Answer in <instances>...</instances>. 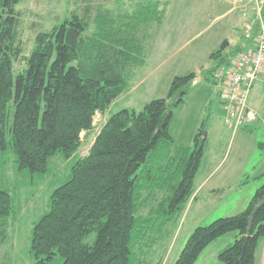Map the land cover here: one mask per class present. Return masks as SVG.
Listing matches in <instances>:
<instances>
[{"label":"trees","instance_id":"1","mask_svg":"<svg viewBox=\"0 0 264 264\" xmlns=\"http://www.w3.org/2000/svg\"><path fill=\"white\" fill-rule=\"evenodd\" d=\"M23 1L0 0V155L10 149L19 171L45 174L52 156L72 158L79 151L82 133L93 130L96 115L107 113L129 88L135 70L146 63L143 30L164 23L172 0H138L124 14L100 6L95 15L90 0H83L90 3L84 14L73 12L39 33L25 58L27 68L14 75V60L22 53L17 7ZM227 46L225 41L211 54L214 66L204 77L176 76L166 98L151 101L142 112L127 109L107 119L34 228L37 264H49L57 255L63 264H133L132 247L143 245L157 224L184 212L195 193L207 137L204 123L193 146L175 147L174 110L198 79L218 83L216 72L229 63ZM259 149L264 151V143ZM161 192L165 196L157 208L147 219L140 217L144 202ZM14 224L13 195L0 188V249ZM234 232L235 241L218 255L221 264H257L264 240V185L239 214L197 227L176 264H196L211 243Z\"/></svg>","mask_w":264,"mask_h":264},{"label":"rangeland","instance_id":"2","mask_svg":"<svg viewBox=\"0 0 264 264\" xmlns=\"http://www.w3.org/2000/svg\"><path fill=\"white\" fill-rule=\"evenodd\" d=\"M137 1L90 0V4L83 0H24L17 7L22 53L14 60V75L27 68L25 58L34 50L37 35L51 31L73 12L84 14L90 4L94 15L100 6L113 14L131 13ZM209 3L213 5L214 0H172L162 29L152 25L143 30L145 65L135 70L129 88L113 102L107 115H96L94 128L88 135L90 140L72 158L57 153L51 157L47 173L32 174L29 170H18L17 156L10 149L0 155V162L5 160L3 165L0 164V188L13 195L15 214V224L8 230L0 249V264L38 263L32 251L34 228L51 211L53 193L71 180L72 166L88 155L91 142L111 115L127 109L139 113L151 101L166 98L176 76L193 72V62L197 68L203 66L206 70L214 66L210 52L217 51L226 39L217 43V39L212 40V35L230 34L232 16L221 17L225 7L213 6L210 10L205 7ZM237 15V19H241V13ZM236 33L233 31L229 40L239 36L240 27ZM213 47V51H209ZM231 50L229 48L227 53ZM235 56L229 54V61ZM212 86L194 89L193 100L174 110L170 127L175 147H190L197 126L202 127L205 123L202 133L208 135L207 147L195 180V191L203 187L201 194L196 200L191 198L179 217L171 218L163 225L160 222L153 233L150 230L143 245L136 243L132 247L133 264H176L197 227L239 214L264 185V151L259 149V143H264V119L253 128L235 131L227 124L226 111L220 106L222 97L217 96L224 93V87ZM202 99L212 101L205 105L201 103ZM8 112L12 118L10 107ZM7 137L9 139V135ZM218 189L225 192L216 194ZM164 196L161 192L152 201L144 202L139 216L147 219ZM229 235L236 237L237 233ZM63 262L64 258L57 255L49 264Z\"/></svg>","mask_w":264,"mask_h":264},{"label":"built area","instance_id":"3","mask_svg":"<svg viewBox=\"0 0 264 264\" xmlns=\"http://www.w3.org/2000/svg\"><path fill=\"white\" fill-rule=\"evenodd\" d=\"M230 1L235 7L243 5L246 47L221 67L215 78L224 87L227 124L237 131L258 119L249 98L257 82L264 80V0Z\"/></svg>","mask_w":264,"mask_h":264},{"label":"crops","instance_id":"4","mask_svg":"<svg viewBox=\"0 0 264 264\" xmlns=\"http://www.w3.org/2000/svg\"><path fill=\"white\" fill-rule=\"evenodd\" d=\"M227 5H229L230 8H227ZM213 6L217 7V8L220 6H224L225 12H224L223 16H221V17H226V16L231 17L232 16L230 19V22H229V24L231 26V30H232V32L235 31L238 33V29L240 27V33H239V36H233L231 38V40H229V37H231L230 35L232 32L230 34L215 33V35H212V40L217 39L216 40L217 43H218V41H220V39H226V41H228V46L225 50V54H231L233 50H236L242 46H243V48H245L246 47V44H245L246 41L243 39V33H242L243 32L242 30L245 26V20L243 19V16H242L243 5L240 4L238 7H235L230 0H214L213 5L210 3L208 5L205 4V7H208L210 10H211V8H213ZM238 12H240L241 16H242L241 19L239 18V20L237 19L238 18L237 17ZM164 24H165V21L161 26H159V28L162 29ZM227 30H228V32H230L229 28H227ZM229 48H232V50L229 53H227ZM211 49L212 50L209 49V51H213L214 47ZM207 53H209V52H207ZM211 53H213V52H210V54ZM192 65H193V67H195V68H193V67L191 68L193 71L192 73H195L197 76H199V78H201V76L204 77L206 75V73H208L209 70L212 68V67L207 68V70L203 66H200L197 68L194 65V62ZM193 85H195V87H193V89L187 95L186 102L184 103V105H187V103H189L190 100H193L192 98H193V96H194L193 94L195 92L194 89L196 90L198 87L201 89H204V88L210 87L212 85L213 86L216 85L217 87L220 86L218 83H210V82L208 83V82L203 81L202 79H198ZM213 86H212V88H213ZM217 96L222 97V100L220 101V106L222 108L224 105V101H225L226 96L224 95L223 92H222V94L220 92ZM221 97H219V98H221ZM208 101L211 102L212 100L211 99L210 100L202 99L201 103L206 105L208 103ZM249 104L253 109H255V111L258 113V116H259L256 122L249 125L250 127L253 128V126H255L257 124V122L259 123L264 119V116H263L264 115L263 114V111H264V80L258 81L257 84L255 85V87L252 90V93L250 95V98H249ZM102 115L105 117L107 115V113L102 114ZM197 127H198V130L195 133L193 139L191 140L192 142L189 143L190 146H193L194 138L199 133V130L201 129L200 126H197ZM88 135H89L88 132L82 133V140H83L82 146L86 145V143L90 140V137ZM206 137H208V135ZM94 140H95V138L91 142L90 148L92 147ZM90 148H89V150H90ZM202 189H203V187L200 186L195 191L192 199L193 198H195V200L198 199L200 194H201ZM215 192H216V194H221L222 192H225V190L218 189ZM234 239H235L234 235L231 236L228 234V235L221 237L218 240L214 241L201 254V256H200V258L196 264H221V262L219 261V258H218L220 251L223 250L224 248H226L227 246H229L230 244H232ZM257 264H264V240L262 241V243L258 249V252H257Z\"/></svg>","mask_w":264,"mask_h":264},{"label":"water","instance_id":"5","mask_svg":"<svg viewBox=\"0 0 264 264\" xmlns=\"http://www.w3.org/2000/svg\"><path fill=\"white\" fill-rule=\"evenodd\" d=\"M204 136L206 137L207 136V133H204Z\"/></svg>","mask_w":264,"mask_h":264}]
</instances>
